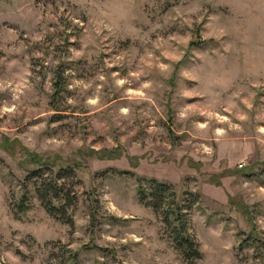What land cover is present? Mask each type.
<instances>
[{
	"label": "rangeland",
	"instance_id": "1",
	"mask_svg": "<svg viewBox=\"0 0 264 264\" xmlns=\"http://www.w3.org/2000/svg\"><path fill=\"white\" fill-rule=\"evenodd\" d=\"M60 167L71 225L26 179ZM0 264H264V0H0Z\"/></svg>",
	"mask_w": 264,
	"mask_h": 264
},
{
	"label": "trees",
	"instance_id": "2",
	"mask_svg": "<svg viewBox=\"0 0 264 264\" xmlns=\"http://www.w3.org/2000/svg\"><path fill=\"white\" fill-rule=\"evenodd\" d=\"M54 91H57V85L54 87ZM71 175L74 176L71 167H60L53 177L41 181L42 171L40 168H36L31 170L26 178L27 180H36L33 183L34 193L45 211L56 220L69 225L72 224V221L67 215V208L75 204L76 198L70 196V187L64 189V180L71 177ZM148 184V192L139 187V201L155 213L160 214L172 238L174 250L179 253L184 261L192 263L200 260L202 254L199 251V245L190 235L188 228L187 212L191 209V205H186L187 200H184L183 204L182 200L176 201L175 193L166 184L155 180L149 181ZM185 196L191 197L194 201L197 198V195L192 193H186ZM28 200V193H23L15 205L14 210H16V213L24 214L27 211Z\"/></svg>",
	"mask_w": 264,
	"mask_h": 264
}]
</instances>
